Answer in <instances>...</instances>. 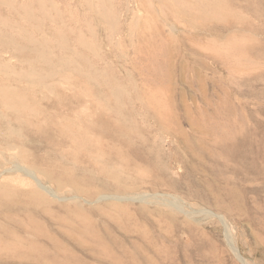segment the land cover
Returning <instances> with one entry per match:
<instances>
[{"label":"rangeland","instance_id":"1","mask_svg":"<svg viewBox=\"0 0 264 264\" xmlns=\"http://www.w3.org/2000/svg\"><path fill=\"white\" fill-rule=\"evenodd\" d=\"M0 92L42 183L99 193L22 195L0 264H264V0H0Z\"/></svg>","mask_w":264,"mask_h":264},{"label":"bare ground","instance_id":"2","mask_svg":"<svg viewBox=\"0 0 264 264\" xmlns=\"http://www.w3.org/2000/svg\"><path fill=\"white\" fill-rule=\"evenodd\" d=\"M218 13L219 11L217 12V14ZM4 91L9 92L10 90L7 89ZM0 97L5 100L4 102L6 103L7 107H12L14 105L13 102L6 100V98L1 94V92ZM30 142L31 141L29 138L0 136V213L2 211L15 209L17 207L16 204L19 202V198L22 195L28 196L31 199L30 201L32 202L44 201L46 203L52 202V200L48 196L51 195V193L53 195L59 196L70 195L71 197L69 198H78L82 195L91 198L93 196L99 195V193L97 194L96 191L92 188H84L81 183L75 179L76 177L74 178L71 176L66 177V179L58 177L55 180L56 190L52 192V190H50L49 187L42 183V181L40 180L42 176L48 177L51 180V174L41 168H38L35 163L31 162L29 153L22 149L24 145H28ZM4 217L11 219L10 215H8V217L4 215ZM29 233L35 235L36 232H34V230H31ZM16 234V229L8 228L6 226H3L2 223H0V257L8 258L17 256L31 260L35 259L37 256L35 252L33 253L29 250L24 251L15 248H13L15 249L13 251V249L11 250L7 242L3 243L2 240H4V238H16ZM40 234L45 235L50 241L54 242L55 240H53V238L47 233L42 232ZM34 241L35 240H33L32 242L34 243ZM42 248L43 247L41 245H37V249L40 251V253H45V250Z\"/></svg>","mask_w":264,"mask_h":264}]
</instances>
